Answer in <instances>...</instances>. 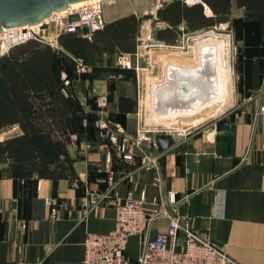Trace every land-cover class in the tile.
Wrapping results in <instances>:
<instances>
[{"label": "crops", "instance_id": "1", "mask_svg": "<svg viewBox=\"0 0 264 264\" xmlns=\"http://www.w3.org/2000/svg\"><path fill=\"white\" fill-rule=\"evenodd\" d=\"M188 4L192 3L188 0ZM231 8L232 19L244 15V8L238 7L235 0ZM204 10L207 15L213 14L206 3ZM104 13L106 22L136 14L128 9L122 14ZM178 29L181 30L180 24ZM242 51L243 48L239 53ZM103 56L109 58L112 54ZM242 57L248 63L246 82L242 88L236 86L232 108L221 113L226 116L236 113L229 130L218 131L215 123H208L197 132L186 133L187 129L182 128V134H177L179 127L174 128L177 130L171 133L173 143L168 148L159 150L157 144L152 148L157 156L154 166L140 165L139 157L134 164L116 159L114 182L108 180L105 171V147L96 121L86 118L87 95L100 90L103 84L98 75L102 72L90 67L85 76L78 72L68 87L57 86L53 91L33 95V120L41 130L50 132L56 142L65 143L77 176H41L37 160L26 163L25 171L31 174L23 175L12 170L9 159L0 161V264H62L82 260L87 234L107 233L115 227L114 205L85 206L87 193L111 187L121 197L131 194L138 198L145 191L148 211L157 207L155 199L166 198L169 192L176 191L177 213L186 217L193 229L207 234L243 264H264V56ZM254 60L262 61L257 86L251 75ZM100 91L110 96L108 119L135 136L141 123L136 87H121L110 80ZM62 94L73 96L70 116L75 117L76 124L66 125L55 117L61 119L56 111L61 110L58 99ZM50 110L55 112L51 114ZM143 110L146 121V104ZM13 126L19 128L18 133L22 131L18 124ZM61 158L64 159L63 154ZM157 175L161 176L160 183L155 180ZM75 179L78 187L72 186ZM46 197H53L58 206L62 205L60 217H51ZM168 225V218L159 217L152 228L166 229ZM180 237L183 238L182 232ZM127 249L129 254L138 256L140 238L132 236Z\"/></svg>", "mask_w": 264, "mask_h": 264}, {"label": "built area", "instance_id": "2", "mask_svg": "<svg viewBox=\"0 0 264 264\" xmlns=\"http://www.w3.org/2000/svg\"><path fill=\"white\" fill-rule=\"evenodd\" d=\"M170 1L172 0H160V5ZM184 1L188 3V0ZM104 5V0L87 1L76 7L69 5L64 10L53 11L39 23L4 27L0 32V59L30 39L61 49L58 38L62 33L79 32L91 37L95 30L105 25ZM72 14H78L79 19L69 21L68 17ZM43 22L47 23V27L42 28ZM51 23H54L53 31ZM84 26L90 29L87 35L82 33ZM180 29L184 27L180 26ZM75 60L78 62V72H85L83 59ZM116 60L123 68H137L128 53L117 54ZM102 95L99 104L105 107L108 104L107 98L105 94ZM96 125L105 147L104 167L108 180H115V159L134 164L139 157L142 166L156 164L157 156L152 152V148L156 147V140L141 123L135 136L128 135L121 124L109 121L104 116L96 121ZM182 133L183 130L177 131V134ZM155 180L160 183L161 176L157 175ZM72 186H79L77 179L72 181ZM154 201L157 207L148 211L145 208V191L138 198L131 194L121 197L118 192H112V187L104 191H89L84 205L100 207L112 203L116 211L115 227L107 233H88L84 241L83 259L62 264H243L228 255L207 234L193 229L186 217L182 218L177 213L179 199L176 191L169 192L166 198ZM45 202L51 207V217H60L62 205L58 206L53 197H46ZM159 217L168 218L169 225L166 229L154 230L152 227ZM181 232L183 238L180 237ZM132 236L140 238V251L136 257L130 256L127 249Z\"/></svg>", "mask_w": 264, "mask_h": 264}, {"label": "trees", "instance_id": "3", "mask_svg": "<svg viewBox=\"0 0 264 264\" xmlns=\"http://www.w3.org/2000/svg\"><path fill=\"white\" fill-rule=\"evenodd\" d=\"M235 1L238 7L244 8V15L236 18L242 29H246L242 55L264 56V0ZM204 3L212 9V15L205 13ZM231 7L232 0H202L192 4L182 0L167 2L157 13L167 23L159 37L168 43H175L178 26L182 22L186 24V29L212 27L229 19ZM140 21L136 14H129L107 22L91 37L79 32L62 33L58 38L60 51L74 61L76 58L85 59L90 54L131 53L135 51ZM60 51L47 43L30 39L0 59V132L15 123L22 130L20 134L0 140V161L9 159L12 170L23 175L31 174L25 171L26 163L37 160L41 176H77L65 143L56 142L50 132L41 130L31 115L32 96L53 91L58 86L56 65L60 60ZM251 75L257 86L261 81L262 61L254 60Z\"/></svg>", "mask_w": 264, "mask_h": 264}, {"label": "rangeland", "instance_id": "4", "mask_svg": "<svg viewBox=\"0 0 264 264\" xmlns=\"http://www.w3.org/2000/svg\"><path fill=\"white\" fill-rule=\"evenodd\" d=\"M105 1V11L110 12L111 14H122L124 11L128 9L129 12H134L138 17L141 18L140 21V30L139 34L136 38V47L135 51L129 53L130 57L136 64V67L133 68H123L119 66L117 63V54L121 52H117L115 54H112L109 58H105L103 54H90L83 60L84 65L86 66V72L89 71L90 67L94 68L97 71H100L98 76V80L102 81V86H106V83L110 80H112L115 84H121V87H127L133 85L137 89V98H138V109L137 113L140 115L141 118V125H143L144 129H147L151 134H158V133H172L177 129H171L163 125H159L156 127L149 126L146 121L144 120V104H145V97L146 92L148 89V82L147 77L152 75L160 76L162 75L163 66H164V59L170 58L171 60H179L181 61H192L193 60V47L195 46L196 41L198 40V36L202 34L209 33V35H218L223 36L225 38H228L230 42V66L232 68V91H231V102L227 104L221 111H218L214 113L213 111L217 106H213L211 108L206 109L203 111V120L201 122H197L194 126L186 125L183 126L182 123L175 124L176 128L178 129L184 128L186 130V133L189 131L197 132L204 128V126H207L208 123L212 124L215 123V120L220 117L222 112L225 110L232 108L234 104V97H235V90L236 86L238 88H242V83L246 82V71L248 69V63L244 58L242 57V53H239V45H245V41L243 36H245L246 29H242V25L240 21L235 20L233 21V13L229 14V19L226 21H223L222 23H217L212 27H203L199 29H186L184 22L180 24V26H183L184 29L177 30L179 31L178 35V41L175 43H168L164 39H161L159 37L161 29L167 27L166 21L160 19L158 17V14L155 12L156 8L159 9L160 7H163V5H160V0H104ZM184 1V0H182ZM196 1V0H195ZM195 1H190L191 3ZM185 2V1H184ZM209 11V8L207 9ZM105 18V14H104ZM106 21V20H105ZM231 21V22H230ZM107 22H105L106 24ZM227 23V24H226ZM160 39L164 40L167 45H169V48L167 49H156L155 51L151 52L150 48L151 46L147 45V39ZM184 45V46H183ZM245 46L241 47L244 49ZM61 49H57L59 52ZM127 53V52H125ZM162 53V54H161ZM264 53V52H263ZM60 60L58 61V64L56 65V76L58 81V88L61 87H68L71 85L72 79L76 76L78 73V62L74 61L71 58H68L63 55V53L60 51ZM161 56V58L159 57ZM192 55V56H191ZM61 65V68H60ZM108 65V66H107ZM108 67V69H107ZM59 68L61 70H59ZM107 69V70H106ZM63 73H66V75L62 78ZM80 73V72H79ZM81 74V73H80ZM66 80L69 82L67 83ZM93 80L90 79V83H92ZM102 86L99 88L102 89ZM98 89V88H97ZM98 90V92L94 93L92 92L90 95H87V107L88 111L86 114V118L88 121L91 119H94L97 121L101 116H104L107 120L108 119V104L110 101V96L106 92H101ZM102 94H105L107 98V106H102L99 104ZM36 99V98H35ZM61 110H57L56 113L61 115V119H59L57 116H55L61 123H65L68 125L70 122H75V117H71L70 112L74 108L72 106V103H74L73 96L68 95V97L64 96V94L61 95V98L58 99ZM35 101V100H34ZM104 107V108H103ZM104 109V111H103ZM209 111V112H208ZM51 114L55 112V110H50ZM43 115V114H42ZM225 116V115H222ZM191 119L185 118V123H189ZM14 124L8 125L5 128H3L0 132V140H3L7 137L14 136L18 133L17 129H19L16 126H13ZM60 125V124H59ZM20 127V126H19ZM21 128V127H20ZM73 128L74 124H73ZM98 128V127H97ZM99 134V133H98ZM100 137V136H99ZM101 140V139H100ZM102 141V140H101ZM116 160V159H115ZM120 161V160H119ZM116 161H114L113 165ZM114 167V166H113ZM131 250V249H130ZM129 253V252H128ZM132 253V252H131ZM130 256L135 257V255L130 254Z\"/></svg>", "mask_w": 264, "mask_h": 264}, {"label": "bare ground", "instance_id": "5", "mask_svg": "<svg viewBox=\"0 0 264 264\" xmlns=\"http://www.w3.org/2000/svg\"><path fill=\"white\" fill-rule=\"evenodd\" d=\"M87 1L92 0L77 1L70 5L76 7ZM197 39L191 62L164 59L162 75L151 74L147 77L146 122L174 129L175 124L185 123V118H190L189 123L194 126L204 119L203 111L206 109L215 105L217 107L213 112L216 113L228 104L232 90L230 42L228 38L209 33L199 35ZM149 40L152 39H147L146 46H151V52L169 48L167 44H150ZM181 73L196 79L195 86L189 91H176V76Z\"/></svg>", "mask_w": 264, "mask_h": 264}, {"label": "water", "instance_id": "6", "mask_svg": "<svg viewBox=\"0 0 264 264\" xmlns=\"http://www.w3.org/2000/svg\"><path fill=\"white\" fill-rule=\"evenodd\" d=\"M82 0H0V32L4 27L21 26L26 24H35L42 22L53 11H61L73 2ZM202 1V0H200ZM158 13V9L155 11ZM79 19L78 14L69 15L68 20L73 21ZM47 27V23L42 24V28ZM51 30H54V23H51ZM82 33L87 35L90 33L88 26L82 28ZM150 44H166L164 40L152 39ZM241 52V47H239ZM176 91L186 92L192 89L196 84V79L187 74L181 73L176 76ZM236 119V113L230 112L227 116H220L215 120V128L218 131L229 130L230 125ZM156 144L159 150H164L173 143L171 133L156 134Z\"/></svg>", "mask_w": 264, "mask_h": 264}]
</instances>
